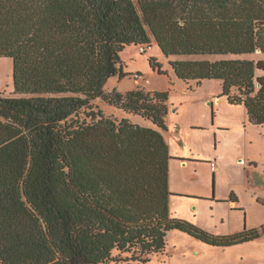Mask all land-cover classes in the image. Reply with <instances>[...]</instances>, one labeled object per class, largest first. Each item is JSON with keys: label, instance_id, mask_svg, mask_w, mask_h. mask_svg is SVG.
<instances>
[{"label": "trees", "instance_id": "16d2710c", "mask_svg": "<svg viewBox=\"0 0 264 264\" xmlns=\"http://www.w3.org/2000/svg\"><path fill=\"white\" fill-rule=\"evenodd\" d=\"M154 40L165 57L264 54V0H0V264H149L170 230L226 247L264 235H214L169 212L168 91L106 92L120 52ZM153 70L160 64L150 58ZM188 85L221 81L231 105L264 124V58L171 59ZM101 98L142 126L101 110Z\"/></svg>", "mask_w": 264, "mask_h": 264}, {"label": "rangeland", "instance_id": "374dc122", "mask_svg": "<svg viewBox=\"0 0 264 264\" xmlns=\"http://www.w3.org/2000/svg\"><path fill=\"white\" fill-rule=\"evenodd\" d=\"M120 65L124 76L112 77L105 84V91L113 89L125 90L132 87L133 83H138L139 87H147V91L163 90L168 91L169 105V125L167 135L171 136V143L180 147L183 143L186 149L194 154L198 151L208 155L213 150V136L209 131H195L191 127H202L206 122H198L199 125L191 126V113H205L212 120L232 126L233 129L222 133L223 140L220 143L230 142L234 138H241L243 146L238 150L244 156V160L236 161L237 165L242 166V172L236 173L232 167L224 173V180L218 186L219 195L229 198L230 192H235L240 198L239 207L241 211H228L225 204H216L221 213H216L213 209H206L204 212L192 213L190 217L194 221H189L201 229L214 235H231L241 232L244 228L259 229L264 225V129L259 130L250 127L243 119V115L238 109H230L226 105V97L221 94V81L218 79H206L202 85L193 87L188 92H184L185 83L178 81L171 74L169 60L171 59H217L224 58H264V54L255 53L252 55H185L181 57H165L158 45L153 40L146 45L145 52L139 51L137 45H127L119 54ZM150 58H155L160 64L162 73L153 70L150 65ZM147 80V81H146ZM147 82V83H146ZM138 87V86H137ZM145 89V88H144ZM0 93L5 96H15L13 82V65L9 57H0ZM223 98L219 103L217 98ZM101 110L104 115L120 119L122 112L120 109L107 103L101 98L91 101L90 107L81 109L78 113L80 118L90 120L86 116L89 112ZM250 120V119H249ZM244 121L247 129L244 128ZM218 131V135L220 136ZM236 145V142H233ZM212 154V153H211ZM219 160V158H216ZM252 159V160H251ZM252 161V162H251ZM194 170V169H193ZM187 168L185 174L197 180L207 177L205 184L201 185V191H208L210 196L216 192L215 179L212 176L210 165L202 164L196 171ZM174 174V173H173ZM179 181V174L176 175ZM234 186L229 189V184ZM207 203V202H206ZM194 214V215H193ZM181 219V218H180ZM178 234V233H176ZM191 242L203 244L207 251L205 254L197 256L195 251L190 254L188 247L178 242L177 238L169 240V246L164 253V257L159 260L165 264H264V235L251 239L241 244L227 248H215L204 244L199 239H193L185 235ZM153 262L156 261L155 257ZM151 263V262H150Z\"/></svg>", "mask_w": 264, "mask_h": 264}, {"label": "crops", "instance_id": "0c3cea01", "mask_svg": "<svg viewBox=\"0 0 264 264\" xmlns=\"http://www.w3.org/2000/svg\"><path fill=\"white\" fill-rule=\"evenodd\" d=\"M169 68L174 78L177 79L178 81H182L175 75L174 71L172 70L170 66ZM110 79H114V78H110ZM201 85H202V82L199 85L194 84L192 86L185 83V90L183 91L188 92L189 90L193 89V87L198 88ZM137 86H139L138 83H133L132 87H129L128 89H125V90H119V91L126 92ZM144 88L145 90H148L146 86H144ZM217 101L219 103H222L223 98L218 97ZM167 105H168V100H167ZM226 105L230 109H238L239 113L243 115V119L246 122L248 119V123L250 127L258 128L260 131L264 129V124L256 125L252 121L249 120V115L243 104L231 105L228 103L227 98H226ZM169 109L170 108L168 105V112L166 116L167 128L166 130L162 131V134L167 142L169 155L171 156L169 159V163H168V187H169L170 192H172V194L169 197L170 215L173 217L189 220L192 222L194 221L193 218H195V217L193 218L190 217L192 213L200 214L201 212H204L206 209H211V210L214 209L216 213L218 214L223 212L220 210L219 207H216L217 206L216 204H225L226 209L228 211H241L242 209L238 208L240 206L239 205L240 198L236 195L234 191L230 192L229 198H227V197H223L219 195L217 188L223 182L224 177H225L224 173L228 171L229 168L232 167L233 169H235L234 171L236 173L242 172V169H243L242 166L237 165L236 161L244 160V156H242L240 154V151L238 150L241 146H243L242 143L244 142H242L241 138L236 137L234 138L233 141L230 140V142H224L223 144L220 143V139L223 140L222 133L228 131L229 129H233V127L223 124L221 122H218L216 118L212 120L205 113L202 114V113L193 112L191 113V116H190L191 126L199 125L198 123L199 121L206 122V125L202 127H191V128L195 131H198V130L209 131L211 136H213L214 148L213 150H211V152L208 155L206 154L204 155L200 153L199 151L194 154L192 151L186 149L183 143L181 144L180 147H176L171 143V139H170L171 135L170 134L167 135V131L170 129V125H169L170 110ZM121 112H122L121 118L128 117L132 122L137 123L139 125L154 127V125L149 120L142 118L141 116L129 115L127 113H124L123 111ZM245 121L243 125L244 128L242 129H247V125ZM218 131L221 133L220 136L218 135ZM233 142H236V145L233 144ZM216 158H219V160ZM212 161L216 162L215 170L211 169L212 176L215 179L216 192H214L213 195L210 196L208 191H201V188H200L201 185L206 183L207 177H203L202 179L197 180L194 177L186 175L185 171L187 168H192V170L194 169L193 171H196V169L199 168L200 165L202 164L210 165ZM210 168H211V165H210ZM177 174H179V181L177 180V177H176ZM233 186L234 185L230 183L229 189H232ZM185 235H187L190 238L196 239L179 230L173 229V230L168 231L167 236H166L167 245H166L165 251L163 253L152 254L150 256L151 263L149 262V264H165V261L159 260V257L160 256L164 257V253L166 252L169 246V240L174 237H176L178 242H180L182 245L188 247L189 249L188 252L190 254H192V251H195L197 253V256H200L206 253L207 248H205L203 244L191 242L189 239L186 238ZM238 244H241V243H238ZM206 245L210 247H215V248H227V247H232L237 244L226 246V247L212 246L209 244H206ZM152 256L156 258L155 262H153V258H151Z\"/></svg>", "mask_w": 264, "mask_h": 264}, {"label": "built area", "instance_id": "2783aa9c", "mask_svg": "<svg viewBox=\"0 0 264 264\" xmlns=\"http://www.w3.org/2000/svg\"><path fill=\"white\" fill-rule=\"evenodd\" d=\"M148 45H149V44H148ZM145 50H146V45H140V46H139V51H140V52H145ZM210 165H211V169H212V170H215L216 162H215V161H212V162L210 163Z\"/></svg>", "mask_w": 264, "mask_h": 264}]
</instances>
